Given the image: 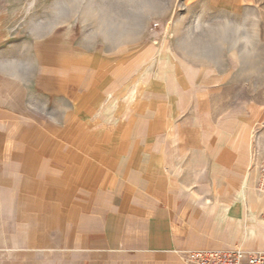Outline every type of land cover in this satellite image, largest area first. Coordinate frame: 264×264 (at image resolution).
Segmentation results:
<instances>
[{
    "label": "rangeland",
    "instance_id": "obj_1",
    "mask_svg": "<svg viewBox=\"0 0 264 264\" xmlns=\"http://www.w3.org/2000/svg\"><path fill=\"white\" fill-rule=\"evenodd\" d=\"M168 46L206 66L208 78H221V98L208 104L219 119L264 115V0H0V176L15 179L20 194L33 189L30 205L46 202L31 215L36 238L46 231L43 211L62 216L65 226L71 201L81 215L88 198L104 191L118 169L109 161L131 151L119 142L135 136L119 101L152 94ZM163 119L143 118L144 140H166ZM253 141L245 181L263 233L264 122ZM13 157L29 163L8 166L20 167L15 176L6 171ZM56 192L63 213H53ZM90 208L104 209L97 202ZM206 241L205 248H222L214 227L206 228Z\"/></svg>",
    "mask_w": 264,
    "mask_h": 264
},
{
    "label": "crops",
    "instance_id": "obj_2",
    "mask_svg": "<svg viewBox=\"0 0 264 264\" xmlns=\"http://www.w3.org/2000/svg\"><path fill=\"white\" fill-rule=\"evenodd\" d=\"M165 68L149 97L119 101V116L129 118L135 136L118 147L131 151L109 161L118 165L117 172L104 179V191L88 198L81 215L79 204L71 201L66 211L70 224L43 211L46 231L36 238L31 215L41 206L46 210V202L30 205L26 194L33 189L20 194L12 187L15 179L5 180L6 172L1 173L0 264H184L176 251L264 249L259 211L245 181L257 147L255 127L264 115L232 113L219 119L208 104L220 100L222 80L208 78L206 66L190 60L184 50L168 46ZM212 85L215 92L208 89ZM157 117L165 118L166 140L154 141L150 134L151 140H144L143 118ZM27 161L8 158L6 171L15 176L20 167L8 166ZM55 195L53 213H63ZM95 202L104 209L92 210ZM208 226L215 228L222 248H205Z\"/></svg>",
    "mask_w": 264,
    "mask_h": 264
},
{
    "label": "built area",
    "instance_id": "obj_3",
    "mask_svg": "<svg viewBox=\"0 0 264 264\" xmlns=\"http://www.w3.org/2000/svg\"><path fill=\"white\" fill-rule=\"evenodd\" d=\"M176 254L184 264H264V250H185Z\"/></svg>",
    "mask_w": 264,
    "mask_h": 264
}]
</instances>
